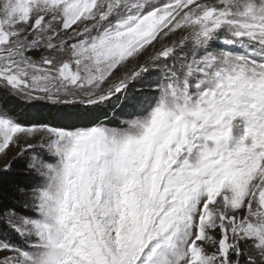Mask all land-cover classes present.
I'll return each mask as SVG.
<instances>
[{
  "label": "snow or ice",
  "instance_id": "obj_1",
  "mask_svg": "<svg viewBox=\"0 0 264 264\" xmlns=\"http://www.w3.org/2000/svg\"><path fill=\"white\" fill-rule=\"evenodd\" d=\"M11 148L0 264H264V0H0Z\"/></svg>",
  "mask_w": 264,
  "mask_h": 264
},
{
  "label": "trees",
  "instance_id": "obj_2",
  "mask_svg": "<svg viewBox=\"0 0 264 264\" xmlns=\"http://www.w3.org/2000/svg\"><path fill=\"white\" fill-rule=\"evenodd\" d=\"M3 103L9 113L15 116L20 123L28 124L33 122L35 110L29 105L22 106L19 102L7 97L4 98ZM44 115H46V113H44ZM32 183V177L28 176L24 170L23 159L16 160L9 173H0V210L9 206L20 209V203L13 201L9 196V189L15 185L30 186Z\"/></svg>",
  "mask_w": 264,
  "mask_h": 264
},
{
  "label": "rangeland",
  "instance_id": "obj_3",
  "mask_svg": "<svg viewBox=\"0 0 264 264\" xmlns=\"http://www.w3.org/2000/svg\"><path fill=\"white\" fill-rule=\"evenodd\" d=\"M159 47H160V45H157V48H159ZM17 102H18V101H17ZM20 104H21V103H20ZM24 105H26V104H22V106H24ZM21 108H22V107H21ZM17 151H18V149H16V148H11V150L8 151L7 156L4 157L2 160H0V165H2L5 161L10 160L13 156H15L16 153H17Z\"/></svg>",
  "mask_w": 264,
  "mask_h": 264
}]
</instances>
